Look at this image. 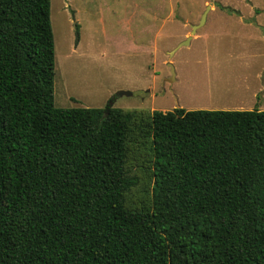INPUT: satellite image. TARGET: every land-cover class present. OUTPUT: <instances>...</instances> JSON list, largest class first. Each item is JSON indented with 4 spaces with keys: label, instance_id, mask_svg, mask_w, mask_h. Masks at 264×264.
Here are the masks:
<instances>
[{
    "label": "trees",
    "instance_id": "1",
    "mask_svg": "<svg viewBox=\"0 0 264 264\" xmlns=\"http://www.w3.org/2000/svg\"><path fill=\"white\" fill-rule=\"evenodd\" d=\"M50 13L0 0V264H264V110L56 106Z\"/></svg>",
    "mask_w": 264,
    "mask_h": 264
},
{
    "label": "rangeland",
    "instance_id": "2",
    "mask_svg": "<svg viewBox=\"0 0 264 264\" xmlns=\"http://www.w3.org/2000/svg\"><path fill=\"white\" fill-rule=\"evenodd\" d=\"M207 6L205 23L194 34L200 35L171 54ZM251 10H264V0H51L55 105L110 104L139 112L226 109L233 104L227 101L243 95H210L198 75L209 56L233 73L239 72L238 62L229 57L238 51L252 61L250 70L264 63L261 56L250 60L253 49L264 53L263 38L248 35L255 28L238 21L258 17ZM259 18L264 22V11ZM119 90L130 94L117 95ZM242 106L264 110V96L250 94ZM128 167L137 182L126 195L127 206H150L154 177L148 144L131 145Z\"/></svg>",
    "mask_w": 264,
    "mask_h": 264
},
{
    "label": "crops",
    "instance_id": "3",
    "mask_svg": "<svg viewBox=\"0 0 264 264\" xmlns=\"http://www.w3.org/2000/svg\"><path fill=\"white\" fill-rule=\"evenodd\" d=\"M254 13L256 12L258 17H255L254 19H251L249 23H246L242 20H238L239 23L248 24L250 27L255 28V32L252 31L248 33V35H252L253 37H256V39L263 38L264 40V31L263 33L260 31L264 28V22L259 18L260 15L263 14L264 10H251ZM200 34L193 35L191 37L192 41L196 36ZM226 35V34H225ZM247 35V34H246ZM244 35V36H246ZM258 42V40H257ZM260 49H253V52L251 53L250 60H252L253 57L258 58L259 56L264 57V53H259ZM245 57L242 54H233L230 55L229 61H237L236 67L239 69V72L233 73L230 68L221 66L219 67L217 62H214L213 59L209 56L205 59V65L207 69H204V72L202 74L198 75V81L201 84L205 86V92L209 93L210 95L216 94V96L225 95H243L238 96L236 98L231 99L230 101H227L229 103H233L230 107L228 106L226 109H235L238 110H244L246 109L245 106H242V104L245 101V98L247 96L252 95L254 98H258V96H264V63L262 65H258L256 69L250 70L252 61H249L248 63L244 59ZM202 60L200 63H203ZM205 73V74H204ZM193 80V79H192ZM198 81L194 79L193 82H196L198 84ZM239 91L241 93H239ZM222 94H220V93ZM235 97V96H234ZM263 102V98L261 101V104ZM249 108V107H248ZM224 109V108H221Z\"/></svg>",
    "mask_w": 264,
    "mask_h": 264
},
{
    "label": "water",
    "instance_id": "4",
    "mask_svg": "<svg viewBox=\"0 0 264 264\" xmlns=\"http://www.w3.org/2000/svg\"><path fill=\"white\" fill-rule=\"evenodd\" d=\"M210 6H207V9L206 11L202 14V17L200 19V21L196 24H193L192 25V30H191V34L187 36V38L182 41L181 43L178 44V46H176V48H174V50L171 52V54H173L178 48H180L181 46L183 45H187L190 43V40H191V37L195 34V32L197 31V29L199 27H201L204 23H205V20H206V15H207V11L209 9ZM172 67V71H173V74L175 73L174 72V69H173V65L171 63H169ZM124 94H130V92L128 91H125V90H119L117 95H124Z\"/></svg>",
    "mask_w": 264,
    "mask_h": 264
}]
</instances>
